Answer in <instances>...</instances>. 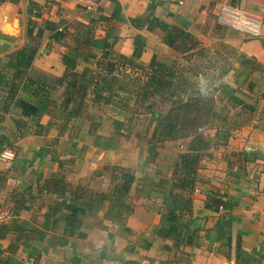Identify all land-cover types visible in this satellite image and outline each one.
<instances>
[{
	"label": "crops",
	"instance_id": "1",
	"mask_svg": "<svg viewBox=\"0 0 264 264\" xmlns=\"http://www.w3.org/2000/svg\"><path fill=\"white\" fill-rule=\"evenodd\" d=\"M88 1L74 3L69 0H0V60L6 59L35 39L40 46L29 70V78L38 84L54 86L66 70L62 62L63 54L73 40L79 39L89 30L93 44L91 53L100 63L106 62L110 57L134 58L145 65H155L163 60H183L184 54L176 48L178 43H182L181 40L177 41L175 47L165 43L168 31L177 28L189 33L197 43L193 49V52L197 53L207 43L217 41L215 29L225 27L220 20L224 13H229L237 19L261 22L257 35L238 31L228 34L225 42L229 48L236 50L238 57L243 55L255 59L264 66V0H101L95 5ZM155 19L159 22L154 21ZM157 25L166 26L167 31ZM233 59L234 67L232 66L231 73L240 67L237 59ZM88 65L80 60L78 69L82 71ZM261 74L264 75V72L255 75ZM57 90L61 91L63 88L58 87L53 91V101L56 100L54 96ZM263 116L261 110L259 116L253 118V125L249 123L245 124L248 127H241L242 131L252 130L244 136L240 148L229 147L232 150L228 156L222 155L225 162H222L223 165L219 168L215 166L216 170L214 169L212 174L211 196L219 194L218 197L230 200L234 204L233 209H208L207 201L204 206L205 216L198 214L197 219L200 240L196 246L185 250L189 254L186 255L188 259H178L177 264H264V125L258 124L264 123ZM20 119L30 120L22 117L20 109L14 108L10 115L5 117L3 125L0 123V139L13 138V132L18 135L15 126L7 128L6 124L10 121L15 125V121ZM41 122L46 124L54 120L51 116L44 115ZM53 127L56 125L44 135L31 133L19 139L17 144L13 143V147L6 146L0 150V155L8 149L17 154L7 174L12 167L20 174L33 167L31 161L28 164L20 163L21 155L24 157L28 154H38L40 159L41 156L45 159L47 155H51L50 152L44 153L46 150L37 143L47 139ZM59 138V147L65 151L69 136L66 134ZM18 163L20 166H17ZM4 165L0 161V172ZM196 207L200 208L198 205ZM27 211V207H21L15 216L11 214L7 225L26 224L31 230H43L41 225L35 226L31 223V217H25L23 212ZM160 221L159 215L135 211L127 226L132 227L133 222L141 234L154 235ZM15 234L16 232H12L6 238H0V261L5 260L6 264H41L40 255L35 253L38 246L34 241L37 239L27 242L28 244L25 240L19 247L15 244V251H11ZM74 241L54 249H61L60 252L70 254ZM158 245L156 241L148 250L152 261L150 264H168L172 259L167 260L165 255L157 254ZM26 248L34 253L25 256Z\"/></svg>",
	"mask_w": 264,
	"mask_h": 264
},
{
	"label": "rangeland",
	"instance_id": "2",
	"mask_svg": "<svg viewBox=\"0 0 264 264\" xmlns=\"http://www.w3.org/2000/svg\"><path fill=\"white\" fill-rule=\"evenodd\" d=\"M219 22V20H218ZM219 24H221L219 22ZM225 27L220 28L217 31V41L207 43L202 49L193 53V50L187 51L188 45L178 43L180 51L184 54L183 60H176L168 62L169 65H176V68L180 71V76L183 75L186 80L184 88L187 92L190 90L194 92V95L206 97L211 101V105L216 108L217 114H227V119L230 122H226L225 128L220 130L216 127L221 125V119H216L210 116L211 125L203 123L202 125L195 126V131L189 137H179L175 140L158 141V138L153 141L157 143L155 160L149 161V146L153 137V132L156 126L158 116L153 117L154 112H160L167 114L170 110L176 107L174 99L162 98L160 96L151 97L147 102H136V99H122L127 98L129 95L122 94L118 101H123L126 105L128 112L112 109V107L98 108L92 106V96H90V104L88 113L94 117L93 122H100L101 127L98 129H90L92 123L91 120H86L81 126L73 125L72 130L68 133V145L67 149L63 151L59 144H56V140L60 133L59 127H53L50 135L47 139L38 141L37 145L45 152H50L51 155H47L45 159L38 154L34 156L28 154L20 157L23 164L32 162V166L28 171L20 174L17 173L15 168L7 174V170L11 169L13 162L15 161L17 154L13 153L10 161L7 159L1 161L4 163V167L0 172V195L2 197V204L8 210L10 217L16 215L20 211L21 207H27V212H23L25 217L32 219L33 225L38 226L46 221L45 213H47L49 206L53 204L56 196H50L43 194L41 191L44 181L52 176L53 173L60 176H64L65 179L73 184L80 185L82 188L106 192L112 184L115 183L113 176L121 177L123 170L128 173H132L134 181L131 185V189L127 194V201L134 205L135 211L146 213L147 215H159L161 217L160 210L165 209L164 192L173 189L174 184H180V177L182 173L178 168V163L181 160V156L189 152V148L192 145V140L198 134L202 133L203 139L210 142V145L203 147L198 152L201 157L195 162L197 167V176L195 177V190L191 197L194 200L193 217L198 218L204 215V206L208 201L209 195L211 196L213 189L212 186V174L215 166L219 168L222 162H225L224 154L228 156L232 149L230 146L240 148L239 145L243 143L242 140L248 131L241 130L238 124L246 121L248 116H251V120L246 121L248 125H253L252 120L259 116L261 110L264 113V106L262 107L263 94H264V75H254L252 78L247 77L246 71L241 73L240 69L235 72H229L225 76H220V71L228 68V65L224 62V58L233 57L240 62V57L237 56L228 44L225 42L228 34H234L239 29L222 24ZM239 25V23L237 24ZM241 32V31H240ZM189 43V41H188ZM232 58V59H233ZM108 61L97 65L91 64L94 68H98L100 71L106 70ZM165 61V60H163ZM97 62V61H95ZM167 62V61H165ZM233 64V61L231 65ZM239 65V63H238ZM233 66V65H232ZM234 67V66H233ZM233 69V68H232ZM232 71V70H231ZM261 73V72H260ZM263 75V76H262ZM252 80L255 82L256 87L253 91H249L247 88L248 83ZM228 83L237 88L236 94L246 103L255 105L257 111L253 114L247 111H243L241 117L237 116L238 109H231L232 104L228 101L229 95L222 93V83ZM221 89V90H220ZM63 90H57L55 93V99L61 102ZM53 93V92H52ZM225 95L226 98L223 99ZM151 104L153 107L150 108ZM260 104V105H259ZM225 105L227 107H225ZM225 110V111H224ZM224 116V115H222ZM65 113L61 112L57 114L55 120L59 122L60 126L64 122ZM264 117V116H263ZM155 118V119H153ZM209 117H203V120H208ZM258 119V118H257ZM117 123H120L117 124ZM237 124V125H236ZM259 125H264L263 122H259ZM7 128L15 126L14 122L11 124L7 122ZM72 125V124H71ZM219 125V126H220ZM245 125V126H246ZM256 125V124H254ZM212 129H209L211 128ZM248 127V126H246ZM252 127V126H250ZM251 132V131H250ZM104 136H116L119 138V148L109 151H100L93 148L97 135ZM50 138V139H49ZM60 141V139H59ZM18 140L13 143L17 144ZM239 146V147H237ZM40 150V152L42 151ZM54 149V150H53ZM10 150V149H8ZM49 150V151H47ZM43 154V153H42ZM224 158V159H223ZM64 161L65 164L61 165L59 162ZM222 160V161H221ZM18 163L17 166H20ZM10 167H7L8 165ZM123 169V170H120ZM221 171V169H218ZM149 179H155L157 183L163 184L157 190H153L152 183ZM120 179L116 180L118 182ZM73 187V188H74ZM155 187V186H154ZM81 189V188H80ZM163 194H160V192ZM210 192V193H208ZM43 194V195H41ZM45 195H47L45 197ZM207 204V203H206ZM200 208H197L196 206ZM197 213H195V211ZM189 217V215H188ZM37 219L39 223H37ZM160 220V219H159ZM143 221V219H142ZM199 221V220H198ZM83 225L81 232L84 233L83 237L75 236L71 240H75L73 243L72 253L60 252L59 248L61 244L59 235L63 228L46 231V236L43 240L34 241L38 246L37 252L41 264H150L151 259L148 256V250H144L142 247L147 241H153L155 235H146L139 232L138 226L132 223V227L119 226L108 220H106V208L103 207L95 215L83 216ZM161 222V221H160ZM109 224L106 225V224ZM144 223V222H143ZM195 222V228H197ZM116 225V226H113ZM128 225V223H127ZM130 225V223H129ZM107 229H104L107 227ZM127 228L129 230H127ZM30 228L26 226V230ZM13 238H16L15 236ZM200 238V237H199ZM15 241V239H13ZM24 241L17 242L16 244L21 246ZM159 243L157 254L165 255L168 259L175 260L173 258L174 253L170 252L166 246H172L171 241L155 240ZM32 243V242H31ZM71 244V243H70ZM189 246H185L178 250L176 258L180 260H187L186 249ZM133 249V253L130 250ZM63 250V249H62ZM34 253L29 248H26L24 255ZM106 255V258L101 260L102 255ZM114 255L113 259H108ZM191 257V255H190ZM167 262V261H166Z\"/></svg>",
	"mask_w": 264,
	"mask_h": 264
},
{
	"label": "trees",
	"instance_id": "3",
	"mask_svg": "<svg viewBox=\"0 0 264 264\" xmlns=\"http://www.w3.org/2000/svg\"><path fill=\"white\" fill-rule=\"evenodd\" d=\"M154 21L159 22L158 19ZM157 26L167 31L166 26ZM179 40L184 45L189 44L187 51H192L197 45L192 36L183 30L173 28L166 34L165 43L170 46L175 47ZM39 46V43L32 39V42L27 46L10 54L6 59L0 60V123L3 125L5 117L10 115L14 108L21 110L22 117L30 119L29 121L23 119L15 121L18 135L13 132V138L4 137L0 139V150L6 146L13 147L15 140L24 138L31 133L44 135L55 125L56 128H60L56 143L59 142V137L72 130L73 125L81 126L86 120L92 121L89 126L90 129L100 128L101 123L93 122L94 117L88 113L91 106L89 103L90 96L93 97L92 106L102 109L114 107L125 112L129 111L126 105L123 101L117 100L122 94L127 93L129 95L127 98H122L123 100L136 99V102L150 101L151 97L156 95L174 99L176 107L170 112L167 114L153 113V117L158 116V118L149 146V161H154L156 158L157 143L153 141L157 138L158 141H164L189 137L194 133L195 126L203 123L208 126L211 125L210 116L215 120L221 119V125L218 124L214 129L219 127L222 130L227 125L226 122H230L227 119V114H217V110L211 105V101L201 96V93L194 95L191 90L187 92V89L183 87L186 80L183 75L180 76V71L176 68L175 63L170 66L168 61H160L155 65H145L134 58L110 57L104 72L94 68L91 64L96 63L95 65H97L99 59L91 53L93 44L90 30L85 31L79 39L73 40L63 54L62 62L66 70L64 75L57 79L56 85L50 87L46 84H38L29 78V70L38 54ZM176 48L180 49L179 46ZM232 50L236 53L235 49ZM232 58H224L228 68L221 70L220 76H225L232 70L231 63L234 61ZM80 60L89 64L82 71L78 69ZM238 63L241 73L247 70V77L252 78L256 73L264 72V66L255 59L241 55ZM58 87L63 88L61 102L51 100L52 92ZM255 87V82L250 80L247 86L249 91H253ZM221 88L222 93L229 95L228 101L232 104L231 109L240 107L236 110L238 117H241L244 110L251 114L257 111L255 105L246 103L236 95L238 90L234 86L223 82ZM225 95L223 99L226 98ZM262 98L264 100V94ZM151 107H153L152 104ZM225 107L227 106L225 105ZM61 112L65 113V119L60 126L55 118ZM44 115L51 116L54 122L43 124L41 118ZM204 116L209 117L208 120H203ZM250 117L248 116L246 121H249ZM246 121L239 123L238 126L247 124ZM117 124L120 125V123ZM209 129H212V126ZM96 140L98 142L94 143L93 148L101 151L116 150L120 143L116 136L98 134ZM191 143L189 152L181 156L177 165L178 171L182 173L180 184H174L175 186L169 193H167L168 191L164 192L166 210H160L161 222L154 231L155 238L153 241H147L142 247L144 250H149L156 242L155 240L171 241L172 246H166V248L175 254L173 255L175 260H170L168 264H177L176 260L179 258H176L175 252L185 246H196L200 240L198 230L194 225L197 218L192 216L194 200L191 194L195 190V177L197 176V167L194 163L201 157L198 154L200 149L209 146L210 142L203 139L201 133L194 137ZM59 163L65 164L62 160ZM123 172L121 177L113 176L115 183L106 192L82 188L79 184L74 187L64 176L53 173L50 178L44 181L41 188L43 194L56 196L55 201L45 213L46 221L41 223L43 230L29 229L31 231L28 232L26 224H14V226L3 224L0 225V238H6L10 233L16 232V238L11 248V251L14 252L13 248L16 242L23 239H26V244L33 239L41 241L47 234L45 231L63 228L59 235L60 241L62 245H68L75 236H84V233L81 232L84 223L83 216L95 215L103 207L106 208V220L119 226H127L128 220L135 210L134 205L127 201V194L135 178L132 173L125 172V170ZM118 179L120 180L116 182ZM149 180L153 185V190H157L156 187H160L164 182V179L161 180L162 183H157L155 179ZM159 192L163 194V192ZM217 195L219 194L208 197L206 204L208 209H233L234 204L230 200ZM127 230L129 229L127 228ZM130 252L133 253V249ZM114 257L112 255L108 259ZM104 258H106L105 254L102 255L101 260ZM2 263L6 264L7 262L5 260L0 261V264Z\"/></svg>",
	"mask_w": 264,
	"mask_h": 264
},
{
	"label": "built area",
	"instance_id": "4",
	"mask_svg": "<svg viewBox=\"0 0 264 264\" xmlns=\"http://www.w3.org/2000/svg\"><path fill=\"white\" fill-rule=\"evenodd\" d=\"M74 3H83L86 0H69ZM101 0H89L88 2L91 5H95V3L99 2ZM87 2V5L89 8H91V5ZM223 24L231 25L240 31L244 32L245 34L249 35H257L260 28H261V22L256 21H247L245 18L237 19L236 16H231L229 13H224L222 16V19L220 20ZM239 23V25H237ZM11 150H6L0 155V161H5L11 159L13 153H11ZM10 219V214L8 210L3 206L1 197H0V225L7 224V222Z\"/></svg>",
	"mask_w": 264,
	"mask_h": 264
}]
</instances>
